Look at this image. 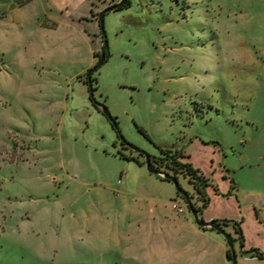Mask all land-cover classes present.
<instances>
[{
	"label": "rangeland",
	"instance_id": "obj_1",
	"mask_svg": "<svg viewBox=\"0 0 264 264\" xmlns=\"http://www.w3.org/2000/svg\"><path fill=\"white\" fill-rule=\"evenodd\" d=\"M118 1L0 0V264H232L118 129L187 149L246 216L264 196V0H129L91 92Z\"/></svg>",
	"mask_w": 264,
	"mask_h": 264
},
{
	"label": "crops",
	"instance_id": "obj_2",
	"mask_svg": "<svg viewBox=\"0 0 264 264\" xmlns=\"http://www.w3.org/2000/svg\"><path fill=\"white\" fill-rule=\"evenodd\" d=\"M94 57H96V56L94 55ZM191 143H193V141H191ZM185 154L188 156L185 157L184 160L190 161L192 158V155L190 154V152H188L187 149L185 150ZM211 175L213 176L214 173L212 172ZM221 176H222V173H221L220 177ZM223 176H224V178H226V175H223ZM208 178H210V177H208ZM211 185L213 187L215 186L212 179H211ZM225 185L229 188V185H227V184H225ZM230 186H231V184H230ZM210 189L211 188H209V191H210ZM227 189L226 188L225 189L219 188V192H217V191H213V192L211 191L210 192L211 202L208 205V207H206L204 209L203 218L207 221H211L214 219H227V218H231L228 220L241 221V226H242L244 238H245V246H244L245 250H249L251 248H259L264 253V196L256 195L249 202H247L248 206L245 208V211L247 212L246 213L247 216H246L245 214H243L244 208L242 207L241 202L236 201L234 198L230 199L229 195H227L225 193L226 191H228ZM230 196L232 197V195H230ZM230 201L232 203H235V206H237L236 212H234L231 215L229 214L228 209H226L227 204H229ZM213 203H221L224 205V207H221L219 209L214 208ZM225 228L230 233H232V235L234 237L238 236L237 233L235 232V229H234V226L232 223H228L225 226ZM201 230L203 232L202 233L200 232V234H202L204 237H207V238L213 240L214 237L211 236V234L207 235L206 233H208V232H206V230H203V229H201ZM204 232H206V233H204ZM221 245H222V247L226 253L228 250L227 242L223 241V243ZM240 246L241 245L239 244V242H236V249L239 248V250H237L238 259H240V262L242 261V264H247V262H250V261L251 262L264 261V258L252 257L251 255L240 254L239 253ZM241 255H243V257Z\"/></svg>",
	"mask_w": 264,
	"mask_h": 264
},
{
	"label": "water",
	"instance_id": "obj_3",
	"mask_svg": "<svg viewBox=\"0 0 264 264\" xmlns=\"http://www.w3.org/2000/svg\"><path fill=\"white\" fill-rule=\"evenodd\" d=\"M125 3H126V0H119L117 3L111 5V6L107 7V8H104L103 10H101L98 13V20H99V23H100L102 36L104 38V44H103L101 56H100L97 64H95L93 67L89 68L87 70V72H86V76H87V80H88V83H89L90 88H91V92L93 90L92 77H93L94 72L98 68H100L108 60V57H109V54L107 53L108 41H107V36H106L105 30H104L105 16L110 11H115V10L120 9L121 7H123V5ZM98 107L100 108V110L103 113H105L109 117V119L111 121L114 122V125L118 129L117 123L115 122V120H114L113 116L111 115V112L108 110V108L105 105H103V104H98ZM118 131L120 133L121 140L124 143H126L129 147H131V149L136 150L139 153H142L144 155L145 163H146V166H147V169H148L149 172H151L153 174H156V175H158L159 177H161L163 179L170 180L176 185V187L178 189V193L180 195H182L183 197H185V199H186V201L188 203L190 212L193 215V217L195 219V222H196V225L198 227H200L202 229L213 228V229L217 230L218 232H220L224 236V238H225V240H226V242L228 244V248L231 250V257H232L231 261H232V264H238V252H237V249H236V239L225 228V224L230 223V220H227V221H224L223 219H214V220H211V221L205 220L200 215L199 210L192 203L191 197H190L188 191L185 190L182 187V185L180 184L179 179L176 176H174L173 174H171V173H169V172H167L165 170L157 168L155 166L153 160H152V155L150 153H148L147 151L137 147L136 145H133V144L127 142L125 140V138L122 136L121 131L119 129H118ZM240 251L244 255H248L250 253L249 250H245L243 245L240 246Z\"/></svg>",
	"mask_w": 264,
	"mask_h": 264
},
{
	"label": "trees",
	"instance_id": "obj_4",
	"mask_svg": "<svg viewBox=\"0 0 264 264\" xmlns=\"http://www.w3.org/2000/svg\"><path fill=\"white\" fill-rule=\"evenodd\" d=\"M128 2L129 0H126V3L123 5V7L127 6ZM94 55L98 57L101 56L100 54H98V52H95ZM86 81L88 82L87 79ZM92 81H93V77H92ZM141 131L144 132L143 129H141ZM145 134L147 135V133ZM159 148H160V155L152 156V160L155 166L159 169L165 170L173 174L177 178L181 174L189 178L196 192V197H195L196 199H194L195 207L199 210L200 215L203 217L204 209L208 207V205L211 202V197L208 193V187L211 185V179L208 178L198 167H195L191 161L184 160V158L188 156L185 154V150L173 149V148H167V147H161V146H159ZM233 187H234V182H233ZM216 189H217V192H219V188L217 187ZM223 220L227 221L228 219H223ZM230 223L233 224L235 232L238 235L236 237V242H239L241 246L242 245L245 246V238H244V233H243V229L241 226V221L230 220ZM227 224H225V226ZM207 229L215 230L213 228H206L203 230H207ZM249 251L250 253L248 255H251L252 257L264 258L263 256L264 253L259 248H251L249 249ZM226 255H227L228 260H231L232 258L231 250L229 248L226 252Z\"/></svg>",
	"mask_w": 264,
	"mask_h": 264
},
{
	"label": "built area",
	"instance_id": "obj_5",
	"mask_svg": "<svg viewBox=\"0 0 264 264\" xmlns=\"http://www.w3.org/2000/svg\"><path fill=\"white\" fill-rule=\"evenodd\" d=\"M172 206L177 213H183L185 211V208H183V206H180L178 202H174Z\"/></svg>",
	"mask_w": 264,
	"mask_h": 264
},
{
	"label": "flooded vegetation",
	"instance_id": "obj_6",
	"mask_svg": "<svg viewBox=\"0 0 264 264\" xmlns=\"http://www.w3.org/2000/svg\"><path fill=\"white\" fill-rule=\"evenodd\" d=\"M97 15H98V14H97ZM101 53H102V51H101ZM100 55H101V54H100ZM86 72H87V71H86ZM86 72H85V73H86ZM140 154H142V153H140ZM142 155H143V154H142ZM143 156H144V155H143ZM144 158H145V157H144ZM239 253H240V254H242V252H241V251H239Z\"/></svg>",
	"mask_w": 264,
	"mask_h": 264
}]
</instances>
